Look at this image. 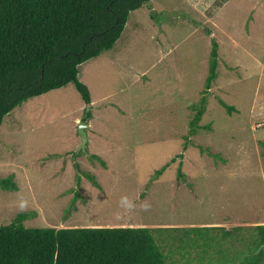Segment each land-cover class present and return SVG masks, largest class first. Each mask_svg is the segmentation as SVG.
I'll return each instance as SVG.
<instances>
[{
  "label": "rangeland",
  "instance_id": "rangeland-1",
  "mask_svg": "<svg viewBox=\"0 0 264 264\" xmlns=\"http://www.w3.org/2000/svg\"><path fill=\"white\" fill-rule=\"evenodd\" d=\"M214 43L218 78L183 152ZM79 71L93 100L85 151L78 130L90 107L73 84L4 118L0 179L13 177L18 188H0V227L19 214L29 215L27 228L221 224L251 241L250 229L264 223V0H152L131 14L112 50ZM181 235L155 239L178 264L219 260L221 249L205 241L179 248L182 238L170 237Z\"/></svg>",
  "mask_w": 264,
  "mask_h": 264
},
{
  "label": "trees",
  "instance_id": "trees-1",
  "mask_svg": "<svg viewBox=\"0 0 264 264\" xmlns=\"http://www.w3.org/2000/svg\"><path fill=\"white\" fill-rule=\"evenodd\" d=\"M151 1L0 0V127L5 117L28 100L70 84L90 107L82 119L89 125L93 119V100L89 88L79 79V68L112 50L123 37L131 14ZM213 48L205 91L192 107L183 152L189 150L190 137L202 128L200 123L208 108V94L218 78L219 47L214 43ZM220 102L230 112L235 110ZM260 145L264 149V142ZM90 158L100 160L96 155ZM84 175L94 185L98 184L91 173ZM78 183H81L79 176ZM0 188L14 191L18 185L9 177L0 179ZM79 196L76 194L74 205ZM29 218L27 214H19L12 224L0 227V264H178L171 250L166 252L156 242L155 233L164 230L183 233L170 237L174 241L182 238L185 244L176 242L178 247L201 245L205 241L211 249H221L222 254L217 255L219 260L225 261L234 254L237 257L243 251L240 256L243 260L238 264H264V225L250 229L253 235L246 242L241 229L228 231L223 227L27 228L24 223ZM202 232L207 235L197 237ZM162 234L158 240L163 239ZM242 243L245 247L240 246ZM219 260L210 259L208 264H219Z\"/></svg>",
  "mask_w": 264,
  "mask_h": 264
},
{
  "label": "water",
  "instance_id": "water-1",
  "mask_svg": "<svg viewBox=\"0 0 264 264\" xmlns=\"http://www.w3.org/2000/svg\"><path fill=\"white\" fill-rule=\"evenodd\" d=\"M89 125H87L84 122H80L79 123V135L81 137V141H82V145H81V150L85 151L88 143H89V137H88V133L87 130L89 129Z\"/></svg>",
  "mask_w": 264,
  "mask_h": 264
},
{
  "label": "crops",
  "instance_id": "crops-1",
  "mask_svg": "<svg viewBox=\"0 0 264 264\" xmlns=\"http://www.w3.org/2000/svg\"><path fill=\"white\" fill-rule=\"evenodd\" d=\"M89 135V134H88ZM259 223V222H258ZM257 223V224H258ZM260 225H264V223H261ZM205 227V225H189V226H183V225H178L177 227H175L176 229H183V228H193V227ZM211 226V227H223L225 228L226 230L228 228H226L225 226L221 225V224H212V225H208V227ZM255 227V226H254Z\"/></svg>",
  "mask_w": 264,
  "mask_h": 264
}]
</instances>
